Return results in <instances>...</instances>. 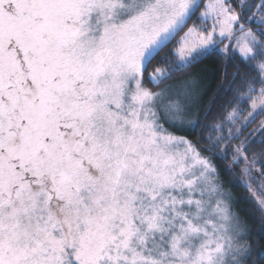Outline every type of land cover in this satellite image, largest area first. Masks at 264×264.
Segmentation results:
<instances>
[{
	"label": "snow or ice",
	"instance_id": "1",
	"mask_svg": "<svg viewBox=\"0 0 264 264\" xmlns=\"http://www.w3.org/2000/svg\"><path fill=\"white\" fill-rule=\"evenodd\" d=\"M260 241L264 0H0V264H264Z\"/></svg>",
	"mask_w": 264,
	"mask_h": 264
},
{
	"label": "trees",
	"instance_id": "2",
	"mask_svg": "<svg viewBox=\"0 0 264 264\" xmlns=\"http://www.w3.org/2000/svg\"><path fill=\"white\" fill-rule=\"evenodd\" d=\"M171 47V46H170ZM168 52V49H165L164 51H162L160 53V56H165ZM159 59V57H158ZM222 63V61H214L212 63H207L206 65H201L199 67H207L209 72H216L219 70L220 68V64ZM194 71H199V69H195ZM221 77L217 76L215 81H213L212 84V90L215 89L216 84H218L220 82ZM211 95V91L209 92V96ZM207 99V97L205 98ZM226 179V184H227V178ZM233 195L236 196L237 198H239L240 196H247L248 194L246 192L243 191V189H237V188H233L232 189ZM238 210L242 209V211H240V216L242 219H244L246 221V223L252 228V235L254 237V239L259 240V235L257 233V229H258V224L253 223V218L252 216L249 215V213L252 211V206L250 204H239L237 206ZM257 217L259 216V213L255 214ZM264 252V241H260L257 245H256V255H255V259L256 260H260V253Z\"/></svg>",
	"mask_w": 264,
	"mask_h": 264
}]
</instances>
